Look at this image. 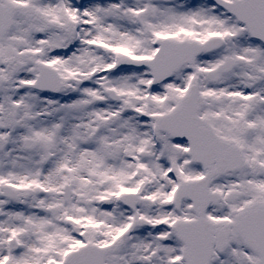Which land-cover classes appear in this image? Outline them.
<instances>
[{"label":"snow or ice","instance_id":"6c2138e0","mask_svg":"<svg viewBox=\"0 0 264 264\" xmlns=\"http://www.w3.org/2000/svg\"><path fill=\"white\" fill-rule=\"evenodd\" d=\"M0 264H264V0H0Z\"/></svg>","mask_w":264,"mask_h":264}]
</instances>
